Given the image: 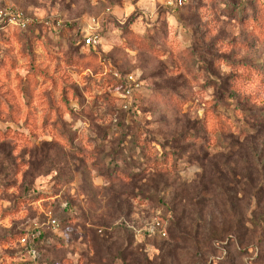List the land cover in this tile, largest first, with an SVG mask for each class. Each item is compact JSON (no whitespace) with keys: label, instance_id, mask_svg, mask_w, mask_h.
Listing matches in <instances>:
<instances>
[{"label":"rangeland","instance_id":"rangeland-1","mask_svg":"<svg viewBox=\"0 0 264 264\" xmlns=\"http://www.w3.org/2000/svg\"><path fill=\"white\" fill-rule=\"evenodd\" d=\"M170 1L0 0V264H264L256 0Z\"/></svg>","mask_w":264,"mask_h":264},{"label":"trees","instance_id":"trees-1","mask_svg":"<svg viewBox=\"0 0 264 264\" xmlns=\"http://www.w3.org/2000/svg\"><path fill=\"white\" fill-rule=\"evenodd\" d=\"M221 3V2H220ZM256 5L254 8L252 9H248L246 8V6H235L233 8V13L239 12V13H243L245 12V16L248 15L249 17H247V20L250 18V20L255 21V25L257 26V28L264 32V0H256L255 1ZM189 4V1L187 0L186 3L180 7L177 8L176 10H182L183 8H185L187 5ZM222 4V3H221ZM227 5V4H226ZM6 28V32H8L10 30V27H3L2 29ZM38 29H45L47 30L48 27L45 25V21L43 22H36L31 24L27 29L25 30H19V32H28V31H32V30H38ZM85 44V43H84ZM242 67L244 69L248 68V72L251 73V75L248 76H242L240 81L245 84V85H257V84H264V74L262 73L261 68H253L251 66H246V65H242ZM235 94L236 92L232 91V93L229 94L230 98L235 99ZM263 109H264V104L262 105ZM132 109H129V111H131ZM237 112H239L240 115L245 116L247 114V112L242 111L239 108L235 109ZM261 112H257V117L256 120L260 123V122H264V113L262 112V109L260 110ZM256 116V115H255ZM254 118V117H253ZM228 124V120L225 118H222V128L224 127L225 124ZM186 134L182 135L181 138H183L184 141L187 140V138L185 137ZM121 154V153H118ZM117 154V155H118ZM174 155V154H173ZM145 157L146 154H145ZM162 157V156H161ZM165 157V156H164ZM167 167V163H164V165H159L158 169L162 170L159 171L158 173H166L168 172L165 168ZM165 170V171H163ZM134 177V176H133ZM102 233V231H101ZM24 237V236H23ZM22 237V238H23ZM44 239V235L41 234L38 237H35L33 239V241H31V243L29 244V246L27 247L28 250L30 249H35L37 251L38 245L40 242H42Z\"/></svg>","mask_w":264,"mask_h":264},{"label":"built area","instance_id":"built-area-1","mask_svg":"<svg viewBox=\"0 0 264 264\" xmlns=\"http://www.w3.org/2000/svg\"><path fill=\"white\" fill-rule=\"evenodd\" d=\"M187 0H171L169 4L175 8H180L182 7ZM36 22H43V21H38L34 19L31 15L20 11V10H15L9 7H1L0 6V27H10L13 29H19V30H25L27 29L31 24L36 23ZM45 25L48 27H53L55 28V25L50 23L49 21H45ZM95 36L88 37L85 40V46L89 47L91 45H94L96 41ZM126 87H125V97L127 98H133L134 94L136 91H139L141 88V85L137 82L136 79L132 75L128 76L126 79ZM50 225L53 228H57L59 226L58 222L56 219H52L50 222ZM158 229L160 230L161 235L166 236V233L161 230L160 228V223L156 224ZM28 242V237L22 238V243L26 244ZM31 254L35 255L36 250L35 249H30Z\"/></svg>","mask_w":264,"mask_h":264}]
</instances>
